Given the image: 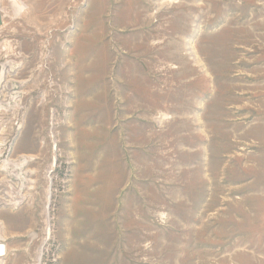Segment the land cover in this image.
<instances>
[{
    "label": "rangeland",
    "instance_id": "obj_1",
    "mask_svg": "<svg viewBox=\"0 0 264 264\" xmlns=\"http://www.w3.org/2000/svg\"><path fill=\"white\" fill-rule=\"evenodd\" d=\"M0 11L4 264H264V0Z\"/></svg>",
    "mask_w": 264,
    "mask_h": 264
},
{
    "label": "bare ground",
    "instance_id": "obj_2",
    "mask_svg": "<svg viewBox=\"0 0 264 264\" xmlns=\"http://www.w3.org/2000/svg\"><path fill=\"white\" fill-rule=\"evenodd\" d=\"M171 2V1H170ZM0 14H1V11H0ZM9 67V66H8ZM0 89H2L3 91H7V86H3V87H1ZM1 94V93H0ZM160 119L161 120H166L167 118H162V117H160ZM52 138V137H51ZM22 163H20L23 167H24V165L25 164H28L29 162H33V159L32 160H28V158H26V157H23V160L21 161ZM9 163V162H8ZM4 164V163H3ZM6 164H7V162H6ZM6 164H4V166H8V165H6ZM3 166V167H4ZM18 166H19V164H18ZM18 166H16V165H13V168L15 169V168H18ZM21 168V167H20ZM19 169V168H18ZM3 170V169H2ZM6 170V169H5ZM4 172V171H3ZM34 174V173H33ZM1 242V241H0ZM2 246V247H1ZM5 256V247L3 246V245H1L0 244V264H4V257ZM38 258V257H37ZM38 260H39V258H38Z\"/></svg>",
    "mask_w": 264,
    "mask_h": 264
},
{
    "label": "water",
    "instance_id": "obj_3",
    "mask_svg": "<svg viewBox=\"0 0 264 264\" xmlns=\"http://www.w3.org/2000/svg\"><path fill=\"white\" fill-rule=\"evenodd\" d=\"M0 21H1V17H0Z\"/></svg>",
    "mask_w": 264,
    "mask_h": 264
}]
</instances>
